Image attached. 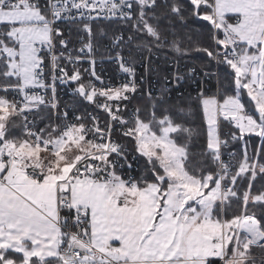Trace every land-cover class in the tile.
I'll use <instances>...</instances> for the list:
<instances>
[{"label": "snow or ice", "instance_id": "obj_1", "mask_svg": "<svg viewBox=\"0 0 264 264\" xmlns=\"http://www.w3.org/2000/svg\"><path fill=\"white\" fill-rule=\"evenodd\" d=\"M0 264H264V0H0Z\"/></svg>", "mask_w": 264, "mask_h": 264}]
</instances>
